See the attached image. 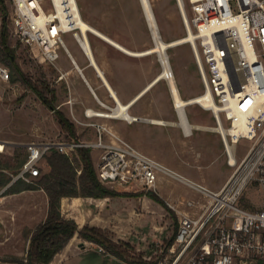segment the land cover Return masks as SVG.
I'll return each instance as SVG.
<instances>
[{
  "label": "rangeland",
  "instance_id": "374dc122",
  "mask_svg": "<svg viewBox=\"0 0 264 264\" xmlns=\"http://www.w3.org/2000/svg\"><path fill=\"white\" fill-rule=\"evenodd\" d=\"M149 2L161 39L165 44L169 45L181 40L188 34L190 29H188L186 20L189 21L192 15L190 0H149ZM77 4L84 21L131 52L143 53L156 46L141 0H77ZM44 7L45 10H52L50 1H47ZM12 14L11 0H0V32L3 29L4 20H6L8 42L15 54L16 64L22 70L27 82L31 83H24L20 75H16L13 80L11 77L10 83L0 89V140L6 142V146H0V178L3 179L19 174L23 168L21 167L22 163L34 153L35 148L26 147L27 144L70 140L58 120L57 111L63 112L75 126L79 142H96L97 136H99L98 128L89 125L90 123L97 124L93 121L94 118L86 120L78 114L79 107L82 105L80 98H90L91 94L81 83L80 76L76 72L72 71L71 75L66 74L67 70L72 68L71 59L66 51L63 48L60 49L61 58L56 66L44 62L37 50H31L21 44L11 34ZM74 32L81 35L79 30ZM74 32L64 34L63 40L68 50L77 59H81L84 58V52L75 39ZM191 32L195 34L194 31L191 30ZM88 37L95 56L107 70L108 77L117 80L124 91L131 92L133 90V94L136 95L163 73L158 53L142 56L126 54L93 33L89 32ZM0 47H2L1 42ZM166 53L173 70V79L181 97L188 100L203 95L204 84L196 61L194 42H181L179 45L167 47ZM10 72L12 73V68H10ZM73 83L76 84L73 85ZM32 85L41 91L44 97L32 89ZM47 86L48 90H44V87ZM119 95H121L120 92ZM44 98L50 101V106L45 103ZM108 105L102 107V110L98 112H116L115 101ZM132 108H134L133 113L136 116L141 115L148 120L143 124L150 128L149 133L147 132V138L139 137L137 142L128 141L125 137L122 140L145 155H151V151L160 150V152L167 153L173 149L172 155L176 163L194 170L196 161L190 163L185 154L196 156V147H199L200 150L208 149L200 161L202 165L200 173L205 180L198 182L211 190H217L222 186L225 177L233 168L227 163L228 155L219 134L209 133L215 131L208 129L197 130L195 135L190 137L181 135L182 140H180L171 132L172 125L160 126L149 122L153 119L164 122L176 119L175 104L170 93L168 79L163 78L151 87L134 103ZM186 112L191 123L217 128L213 114L208 108L193 104L186 107ZM91 113L95 114L96 112L91 111ZM97 125L101 127L102 133H106V137H103L104 144H120L109 134L107 127ZM223 126L225 128L229 126L225 119ZM136 131L142 134L143 127L136 125ZM183 139L187 143H184ZM252 143L251 140L245 138L239 140L235 147L238 161L246 155ZM90 149L96 174L105 187L128 194L143 193L142 196H119L98 204L103 208L102 216L111 218L113 221L112 225L117 230V239L115 240H123V242L136 240V243H133L135 245L145 242L146 251H150L149 254L153 255L154 259L158 257L156 262H159V258L160 262H163L164 256L168 255L164 248L167 247L168 240L175 234L177 224L175 218L179 224V216L171 210L168 205L170 203L165 202L168 206L165 207L161 202L148 196L147 193L163 195L164 190L159 185L154 191L147 190L139 182L121 184L107 183L101 180L99 165L102 156L109 150L106 148ZM167 186L170 188L173 186L181 194L178 199H181L183 203L180 201L173 202V204L183 211L189 210L186 205L188 199L203 201L199 193L178 182ZM3 189L4 187L0 184V193ZM246 197L253 200L257 207H263L264 197L257 185L249 187L245 194ZM68 207V204L65 203V209ZM89 207L94 208L95 203L81 201L73 206L78 214V209ZM0 212L2 213V211ZM2 234L9 237L6 243L1 242V240H5L4 236L1 237ZM16 235L13 231H8L6 234L0 231V264H23V260L27 263L25 261L26 243L24 240L18 239ZM77 248L85 249L79 246ZM162 250H164L163 254ZM100 253L96 246L88 245L86 251L74 262L77 264H103L104 261H101ZM137 253L138 251H136Z\"/></svg>",
  "mask_w": 264,
  "mask_h": 264
},
{
  "label": "built area",
  "instance_id": "2783aa9c",
  "mask_svg": "<svg viewBox=\"0 0 264 264\" xmlns=\"http://www.w3.org/2000/svg\"><path fill=\"white\" fill-rule=\"evenodd\" d=\"M47 1L51 3V11L45 10ZM190 2L192 15L186 22L189 31L195 33V55L204 92L211 93L209 110L229 159L234 157L231 147L241 138L253 142L246 155L235 162L223 187L213 191L189 181L110 131L120 144H104L101 127L94 123L89 125L98 128L96 142L27 144L37 153L19 174L12 176V182L19 179L30 182L29 174L39 175L38 161L53 149L72 158L78 148H106L109 151L99 165L101 180L139 182L147 190L155 191L159 175L163 174L186 184L203 198L201 202L188 200V211L168 204L179 216V227L173 243L164 248L168 255L159 264H264V205L259 208L253 200L245 198L251 185H257L264 197V0ZM11 3V34L21 44L37 50L44 62L56 66L61 48L69 54L63 35L76 31L70 12L63 18L59 16L58 6L68 8L69 0H11ZM74 37L82 47L79 33L74 32ZM170 76L174 77L172 69L168 80ZM10 81V68L0 56V89ZM244 116L252 122V137L243 132L232 134ZM224 119L229 124L227 128L223 126ZM0 146H6V142L0 140ZM99 252L106 251L99 247Z\"/></svg>",
  "mask_w": 264,
  "mask_h": 264
},
{
  "label": "crops",
  "instance_id": "0c3cea01",
  "mask_svg": "<svg viewBox=\"0 0 264 264\" xmlns=\"http://www.w3.org/2000/svg\"><path fill=\"white\" fill-rule=\"evenodd\" d=\"M111 40H113V39H111ZM113 41L116 42L115 40H113ZM116 43H118V42H116ZM120 46H122V45H120ZM123 48L126 49L127 51L131 52L126 47H123ZM81 49H82V47H81ZM91 49H92V46H91ZM117 49H119V48H117ZM119 50H121V49H119ZM82 51L84 52V58H81V59H77V57L74 56L70 51H69V54L67 53L71 59L72 68L67 70L66 74L71 75L72 71L76 72L80 76L81 83H83L86 90H88L89 93L91 94L90 98H85V99H83V97L80 98V102L82 105L79 107L78 114L80 116L84 117L86 120H89L90 118H94L93 121H95L97 124H100L102 126L107 127L111 133H113L114 135H116L117 137H119L121 139H123L125 137L128 141L137 142L139 137H143V139L145 137L147 138L150 128L147 127L146 124H143V123H145V121H148V120L146 118L142 117L141 115L136 116L133 113L134 108H132V107L137 100H139L146 92H148V90L151 87H153L161 79H158V81L155 82V80L158 78L157 77L154 81L151 82V83H153V82H155V83H153V84L149 83L144 89H142L136 95H134L132 92L133 90H131V92H129V90L124 91L123 88L120 87V84L117 80H115L114 78L108 77L107 70L104 69V66L102 65V63L99 62V60L97 59L93 49L91 51H92V54H93L94 59L96 61L97 69L93 66V63L90 61V59L86 55L85 50L82 49ZM126 54H129V53H126ZM130 54L135 55L134 52L133 53L131 52ZM100 72H102V74L106 78V80H105V81H107L106 83L107 84L109 83L112 90L117 95L118 101L123 105L131 104V105H129V108L126 111L127 114L130 116V119L129 118L127 119V117L124 115L114 117V118L101 117V116H97L95 114H92V116H91V111H93V112L101 111L102 107H104V106L107 107V106H109L108 105L109 103H114V101H116L113 98L112 92L108 90L105 82L99 76ZM71 84H72V82H71ZM75 84L76 83H73V85H75ZM147 88H148V90L145 91ZM169 89H170V87H169ZM119 92L121 95H119ZM179 93H180V91H179ZM138 94L139 95L141 94V95L139 96ZM171 96H172V94H171ZM74 98L76 99L77 97H74ZM172 99H173V102L175 104L176 119L174 118L173 121H169V122H164V121H161L159 119H153V120H149V122H151L155 125H160V126L161 125H172L170 128L171 132L173 133V135L177 136L180 140H182L181 135H183L184 137H190L193 134L195 135V131H197V130H207L208 129L210 131L211 130L215 131V132H209V133L219 134L217 128L209 127V126H202V125H198V124L190 122L188 115H187V112H186V107L193 105V104H189V105L184 106L183 111H181L177 107L173 96H172ZM191 99H193V98H191ZM188 100H190V99H188ZM188 100H185V101H188ZM116 104H117V110H116V112L111 113V114L120 115L121 108H120L119 104L117 103V101H116ZM198 105L201 106V104H198ZM202 107H204V106H202ZM204 108H207V107H204ZM183 115H184V117H183ZM157 121L161 122V123H155ZM135 123H137V124H135ZM136 125L143 127L142 134L140 132L136 131ZM186 130H191V134L187 135L185 133ZM102 136L106 137V133H102ZM220 137H221V135H220ZM97 138H98V136H97ZM221 140H222V137H221ZM183 141H184V143H187V141H185L184 139H183ZM222 143H223V140H222ZM223 146H224V150H225L226 154L228 155L224 143H223ZM235 147L236 146L231 147V152L234 153V157L232 156V158L229 159V156H228V159H227L228 165L233 169H234L233 165L235 164L236 161H238L236 159L237 153H236ZM207 150L208 149H205V148L200 150L199 147H196V151H195L196 156L188 154V153L185 154L186 159L190 160V163H192V161H196V169L195 170H197V171H195L192 168L191 169L187 168L186 166L184 167V165H181L179 163H176L175 158L172 155L173 149L172 150L170 149V151L167 153L162 152V151L160 152V150L151 151L150 152L151 155L147 154V156H149L152 159L160 162L161 164H163L164 166L169 168L171 171H173L177 175H179V176H181V177H183L189 181H192V182L198 183L202 186H205L198 181H204L205 180V178L200 173V170L202 167L200 161L202 160L203 156L206 154ZM91 154H92V152H91ZM92 158H93V156H92ZM93 161H94V159H93ZM232 172H233V170L230 171L228 173V175L225 177V180L222 183V186L219 189L213 190V191L220 190L223 187V185L225 184V182L228 180V178L230 177ZM192 178H194L196 180H194ZM167 179H170V180H167ZM12 180L7 186L4 187V189L2 191L3 193L5 192V190L8 187H10L13 184ZM167 181H169V182H167ZM173 182L175 184L178 182V183L188 187L189 189L193 190L192 188H190L186 184L178 181L175 178L160 174L159 178H158L157 187L159 185L160 188H162L165 193L163 195H161V194L160 195L157 194V195L164 202H167L170 204H173V202H180L181 201V199H178L181 197V194L177 190H175V188L173 186H172V188L167 186V185H173L174 184ZM205 187H207V186H205ZM193 191H195V190H193ZM195 192H197V191H195ZM2 194L0 195V211H2L3 214L0 212V219H1L0 231L4 232L5 234L8 233V231H13L14 233H16L17 234L16 236L18 239L20 238V239L24 240V242L26 243V246H27V251H28L29 245H30V240H31V237H32L34 230L39 225L43 224L47 218L48 210H49V197H48L47 193L45 192V190H43V189L24 190L22 192L10 194V195H6V196H2ZM115 198H117V197H115ZM108 199H111V198L96 199V198H92V197H81V196L80 197H64L62 199V202H61L62 214L67 218L74 219L79 225V230H81L85 226L98 227V228H101L110 237V239H112L114 242H123V240L122 241L115 240V239H117V235H116L117 230L114 227V225H112L113 221L111 218H108L106 216H102L103 208L98 206V204L104 203V201H107ZM188 200H190V199H188ZM81 201H83V202L88 201L89 203H91V201H93L95 203V207L94 208L89 207L86 209L85 208L84 209H78V211H79V214H78L77 212H75V209L73 208V206H74V204L79 203ZM65 203L68 204V206H69L67 209H65ZM41 205H42V207H41ZM3 236H4L5 240L4 241L1 240V242L6 243L9 239V237H6V235L2 234L1 237H3ZM75 241H76V245H75ZM134 241H131V242L124 241L129 246L127 249H128V252L133 257V260H136V258H142L144 261L149 262V264H159L160 263V258L158 260L159 262H155V261H157L156 259L158 257L154 259V256L149 254L150 251L149 252L146 251L145 242H139L137 245H135L133 243H136V240H134ZM142 241H144V238H142ZM88 245H90L91 247L96 246L98 252H99L98 248L101 247L100 245H98L96 243L89 242V241L82 239L79 236V233H76L74 238L64 248V250H62L60 253H58L56 255V257L51 262V264H77L74 261L77 258H79L82 253H84L86 251V248ZM77 246L85 248V249L80 250L79 248H77ZM136 251H138L137 254H136ZM100 255L102 257L101 261H104L103 264H135V263L125 262V261L109 254L107 251L105 253L101 252Z\"/></svg>",
  "mask_w": 264,
  "mask_h": 264
},
{
  "label": "trees",
  "instance_id": "16d2710c",
  "mask_svg": "<svg viewBox=\"0 0 264 264\" xmlns=\"http://www.w3.org/2000/svg\"><path fill=\"white\" fill-rule=\"evenodd\" d=\"M5 22L6 20H4L3 29L0 32V42L2 45V47H0V56L3 62L12 68V80L16 75H20L25 83L27 82L26 77L16 64L15 54L9 46L8 31ZM27 83L29 84L31 82L28 81ZM31 87L35 89L38 94L43 95L42 92L37 90L33 85ZM47 88L48 86L44 87V90H48ZM44 101L50 106V101L47 98H44ZM56 113L69 139L78 141L76 128L69 118L61 111H57ZM36 153L37 151H34V153L22 163L21 167L34 158ZM37 167L39 169V175L33 176L29 174L30 182L19 179L2 194V196H6L24 190L43 189L49 197L47 218L43 224L39 225L34 230L25 258L27 263L23 260V264H51L56 255L64 250L76 233H79L82 239L100 245L109 254L125 262L149 264V262L144 261L142 258L133 260V257L127 249L129 246L125 242H114L101 228L85 226L79 230L78 223L74 219L65 217L61 209V202L64 197L81 196L103 199L119 196H142L143 193L128 194L105 187L96 174L91 149L86 147L78 148L76 154L73 155L72 158L53 149L41 157L37 163ZM4 179L0 178V184L3 187L11 182L12 177ZM147 194L156 201L161 202L165 207H168L157 194L153 192H148ZM175 220L177 223L175 226V234L168 240L167 246L173 243L179 227L177 218H175Z\"/></svg>",
  "mask_w": 264,
  "mask_h": 264
},
{
  "label": "bare ground",
  "instance_id": "6f19581e",
  "mask_svg": "<svg viewBox=\"0 0 264 264\" xmlns=\"http://www.w3.org/2000/svg\"><path fill=\"white\" fill-rule=\"evenodd\" d=\"M143 5H144V11L146 13V17L148 20V23L150 25L153 37L156 39L157 44L155 47H153L152 49H150L147 52H143V53H135V56H142L145 54H152V53H158L159 57H160V61H162V66H163V73L161 74V76H159L156 80L158 81V79H167V75H169L170 73V62L169 59L167 57V53H166V48L167 47H172V46H176L177 44L179 45V43L181 42H194L195 40V36L194 34L189 31L188 34L182 38L181 40L175 41L169 45L165 44L162 39H161V35L159 33V28L158 25L156 23V18L154 15V12L151 8L150 2L149 0H143ZM58 11H59V16L60 17H65L68 15L72 18V23L73 26H75L76 30H79L80 32V36L82 38V48L85 50L86 55L88 56V58L90 59V61L93 63V66L97 69L96 67V61L94 59V56L92 54V49H91V45H90V41H89V37L88 34L93 33L96 36L100 37L101 39L105 40L106 42H108L109 44L113 45L116 48H119L122 50V52L125 53H131L129 51H127L126 49H124L122 46H120L118 43L114 42L113 40H111L110 38H108L106 35L100 33L99 31H97L96 29H94L92 26H90L86 21H84L82 19V16L80 14L79 11V7L78 4L76 2V0H69V6L68 8L64 7V6H58ZM133 53V52H132ZM99 76L103 79V81L105 82L107 88L109 91L112 92L113 98L114 100L117 101V103L119 104L120 108H121V113L120 115H113L111 113H105V112H96L95 115L97 116H101V117H106V118H114V117H118V116H126L127 119H130V116L127 114V109L129 108V105L131 104H127V105H123L118 101V97L115 94V92L112 90L111 86L109 85V83L107 84L105 81L106 78L104 77V75L102 74V72L99 73ZM169 87H170V92L174 98V101L177 105V107L179 108V110L183 111V107L189 104H201V106L210 108V106L212 105V96L210 92H204L203 95L197 96L193 99H190L188 101H185L184 99L181 98L177 84L175 82V80L173 78H169ZM153 82V83H155ZM151 83V84H153ZM149 88V87H148ZM148 88L145 90L147 91ZM144 91V92H145ZM143 94V93H142ZM139 95V94H138ZM141 95V94H140ZM139 95V96H140ZM115 101V102H116ZM132 103V102H131ZM118 112V111H117ZM93 113H91L92 115ZM184 117V115H183ZM184 122V121H183ZM155 123H161V122H155ZM251 126H252V122L249 121V118L247 116L242 117L240 123L236 124L235 127L232 129V134H238L240 132H243L245 134H249L252 137V133H251Z\"/></svg>",
  "mask_w": 264,
  "mask_h": 264
},
{
  "label": "water",
  "instance_id": "95a60500",
  "mask_svg": "<svg viewBox=\"0 0 264 264\" xmlns=\"http://www.w3.org/2000/svg\"><path fill=\"white\" fill-rule=\"evenodd\" d=\"M141 2H142V5H143V0H141ZM143 7H144V5H143ZM145 14H146V13H145ZM154 40H155V42H156V44H157V41H156L155 38H154ZM161 64H163L162 61H161Z\"/></svg>",
  "mask_w": 264,
  "mask_h": 264
}]
</instances>
